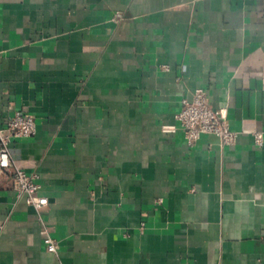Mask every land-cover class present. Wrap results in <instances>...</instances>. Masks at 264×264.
<instances>
[{
  "label": "crops",
  "instance_id": "obj_1",
  "mask_svg": "<svg viewBox=\"0 0 264 264\" xmlns=\"http://www.w3.org/2000/svg\"><path fill=\"white\" fill-rule=\"evenodd\" d=\"M198 88L234 146L163 132ZM15 113L36 134L10 159L48 204L0 178V264H264V0H0Z\"/></svg>",
  "mask_w": 264,
  "mask_h": 264
},
{
  "label": "built area",
  "instance_id": "obj_2",
  "mask_svg": "<svg viewBox=\"0 0 264 264\" xmlns=\"http://www.w3.org/2000/svg\"><path fill=\"white\" fill-rule=\"evenodd\" d=\"M116 18H121L116 15ZM168 71V67H162ZM176 126H165L163 132L174 133L180 130L183 139L188 146L194 145L202 136L215 137L221 146L231 147L237 142L238 133L230 130L227 121L226 108H213L207 99L205 91L201 88L195 89L189 99L181 101L180 110L174 116ZM4 124L6 133L0 135V178L9 176L13 190L23 196L25 203L38 211L47 206L48 200L38 196L40 189L36 174H26L17 168L11 161L8 146L13 139H29L36 134V125L30 115L15 113L4 122L0 119V126ZM253 144L261 148L264 146V133H251ZM46 250L49 253L56 252V243L49 237L43 239Z\"/></svg>",
  "mask_w": 264,
  "mask_h": 264
}]
</instances>
